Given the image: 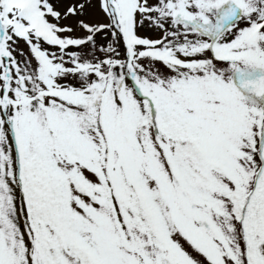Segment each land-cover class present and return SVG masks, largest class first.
Segmentation results:
<instances>
[{
	"label": "snow or ice",
	"instance_id": "obj_1",
	"mask_svg": "<svg viewBox=\"0 0 264 264\" xmlns=\"http://www.w3.org/2000/svg\"><path fill=\"white\" fill-rule=\"evenodd\" d=\"M92 6L0 0V264H264V0Z\"/></svg>",
	"mask_w": 264,
	"mask_h": 264
},
{
	"label": "rangeland",
	"instance_id": "obj_2",
	"mask_svg": "<svg viewBox=\"0 0 264 264\" xmlns=\"http://www.w3.org/2000/svg\"><path fill=\"white\" fill-rule=\"evenodd\" d=\"M75 2H76V0H62V3L64 6H68V5L75 3ZM80 2L91 3L93 5L92 7L87 9V12H86L84 18L89 19V20L95 19V18L91 17V14H92L93 10H94V12L96 11L95 14L98 13V9L96 7V0H80ZM143 35L155 37L156 34L153 32H145V33H143ZM21 48H23L24 51L27 53V48L23 44L21 45Z\"/></svg>",
	"mask_w": 264,
	"mask_h": 264
},
{
	"label": "bare ground",
	"instance_id": "obj_3",
	"mask_svg": "<svg viewBox=\"0 0 264 264\" xmlns=\"http://www.w3.org/2000/svg\"><path fill=\"white\" fill-rule=\"evenodd\" d=\"M90 10H91V9H90ZM95 12H96V11H95ZM95 12H94V10H93V12H92V14H91V17H92V18H97V16H98L97 14H98V13L95 14ZM90 13H91V12H90ZM96 15H97V16H96Z\"/></svg>",
	"mask_w": 264,
	"mask_h": 264
}]
</instances>
